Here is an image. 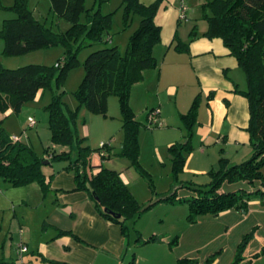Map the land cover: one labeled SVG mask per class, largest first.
I'll return each instance as SVG.
<instances>
[{"label":"trees","instance_id":"16d2710c","mask_svg":"<svg viewBox=\"0 0 264 264\" xmlns=\"http://www.w3.org/2000/svg\"><path fill=\"white\" fill-rule=\"evenodd\" d=\"M161 3L162 0H157L146 5L141 0H123L124 29L129 26L133 14L140 17V24L131 35L126 52L122 54L118 46H107L106 37L112 28V14L103 15L94 8L86 9L85 0H50V11L58 19L70 23L64 32H56L37 20L28 6V0H15L10 9L16 16L5 20L0 31V38L5 43L3 53L20 56L36 50L62 47L63 56L53 65L28 64L18 68L5 67L0 61V113H19L39 90L50 88L52 98L45 109L48 112L51 142L63 149L58 150L55 146L51 149L48 146L44 155H39L31 144L15 139L3 127V119H0V177L5 183L22 186L37 182L46 192L54 173L47 174L45 165L53 166L54 162L66 161L64 168L75 172L74 189L88 191L101 215L120 224L125 236L130 235L131 222L135 228L138 218L155 203L142 205L121 173L115 169L101 166L94 173L87 171L94 149L85 144L86 137L79 135L78 111L67 106L63 100L65 90L61 91L60 88L67 72L78 63L80 51L98 44L105 45L92 52L83 62L85 75L74 95L80 105L105 114L109 95H118L125 133L120 154L129 156L138 167V136L142 122L131 106V90L144 79L146 70L158 64L154 49L161 42L162 27L157 25L155 17ZM206 6L210 10L205 13L208 29L204 37L221 39L246 73L247 87L237 88V92L247 97L249 102L248 131L254 154L238 163L231 162L223 150L219 166L208 172L207 182L182 180L181 187L188 188L192 192L190 195L179 197L176 191L161 198L167 202L187 204V217L191 222H196L201 215H218L232 208L246 210L253 198H264V175L261 172L264 165V0H213L207 2ZM0 8H3L1 0ZM82 14H85V22L81 20ZM174 40H177L174 48L178 51H189L193 41L183 43L177 35ZM214 94L211 91L208 99L213 98ZM155 112V123L159 125L158 107L151 108L146 115L150 118ZM181 116L187 127L185 139L169 145L176 180L195 148L192 140L193 126L198 122V99ZM149 125H153V122ZM108 146V143H104L98 148L101 157L110 156ZM149 183L153 188L151 179ZM244 183L258 186L248 190ZM233 184L239 185L236 188L227 187ZM136 232V242L140 244L167 241L165 236L152 234L143 238L140 231ZM167 242L176 244L178 236ZM242 253L241 244L233 264L241 263ZM134 259L128 264H133ZM214 260V255L205 261L185 256L179 257L177 264H212ZM0 264L6 263L1 260Z\"/></svg>","mask_w":264,"mask_h":264},{"label":"rangeland","instance_id":"374dc122","mask_svg":"<svg viewBox=\"0 0 264 264\" xmlns=\"http://www.w3.org/2000/svg\"><path fill=\"white\" fill-rule=\"evenodd\" d=\"M152 4L157 0H141ZM213 0H162L155 19L163 26L161 42L155 47L154 54L158 64L154 68L145 71L144 79L135 84L131 90L130 103L137 113L141 123L139 132V156L138 167L129 156L121 155L120 149L125 138L122 128V114L119 97L112 93L107 102L106 114L87 109L80 105L74 91L82 82L85 69L83 62L94 51L105 45H95L79 52L78 63L71 68L62 83L61 91L63 100L69 108L78 111L77 130L81 137H86L85 144L94 149L91 157V165L88 166L89 173L96 172L101 166L119 171L121 177L128 184L135 197L142 205L155 203L146 210L136 221L135 228L131 222V240L135 243L137 232L147 238L152 234L165 236L167 241H172L178 236L176 244H163L166 252L174 254L176 264L178 257H191L199 260H207L214 255L212 264H233L238 254L240 245H243V253L240 264H264V198H253L246 210L232 208L218 215H201L196 222L188 219V205L184 203H172L161 200L177 191L179 197L190 195L188 188L181 187V181L192 180L196 183H205L209 180L208 172L199 170L193 157L198 152L195 149L201 146L199 142V127L205 116L210 115L208 96L203 94L199 81L193 72L189 51H178L173 47H165L162 37L177 35L183 43H190L206 38L204 34L208 29L205 19L206 3ZM15 0H1L3 8H0V31L5 20L14 19L15 13L10 9ZM28 6L33 11L37 20L45 23L56 32H64L70 27V23L64 19H58L50 11V0H28ZM86 9L94 8L103 15L112 14V28L110 35L106 37L107 46H118L122 54L127 50L131 35L138 29L140 17L133 14L130 24L124 29V5L123 0H85ZM182 14L185 17H182ZM81 20L85 22V14ZM175 38V36H174ZM111 40V42L109 41ZM189 46V49H190ZM5 43L0 38V61L5 67L18 68L28 64L53 65L63 56L62 47H52L32 51L20 56L5 55ZM168 49V50H167ZM161 71V72H160ZM227 78L236 80L234 92L239 94L237 88L247 87L246 73L237 66L235 69H224ZM175 84L178 93L171 94L168 87ZM159 97L163 102L159 101ZM52 90L41 89L35 98L27 102L19 113L8 111L0 113L3 119V127L19 140L31 144L39 155H44L46 147L55 146L58 150L62 146L51 142L49 130L48 112L45 106L51 101ZM198 99V122L193 126L194 150L188 156L184 171L175 179L172 171V155L169 145L178 140H184L187 127L181 114L187 113L193 101ZM248 100V99H247ZM158 107L159 125L151 121L146 115L147 107ZM66 107V106H65ZM36 120L31 126L29 117ZM153 122V125H149ZM248 131V129H247ZM249 132V131H248ZM108 143L110 156L101 157L98 148ZM213 144V143H212ZM202 147L206 150V156L219 166V159L224 146L214 145ZM230 150V155L235 162H242L253 156L254 150L250 151L248 157H240L236 151ZM205 156V159L207 160ZM245 156V155H243ZM66 161L54 162L53 167ZM208 166V165H207ZM207 168V167H206ZM50 165H45L44 171L49 173ZM264 175V165L261 168ZM152 186H150L149 179ZM258 184V182H257ZM248 190L258 185L244 183ZM242 186V185H241ZM7 187V188H6ZM23 186H12L0 177V258L9 257L26 263L32 258L30 253L24 252L21 257L18 246L22 240L29 237L28 234H40L50 222L49 209L52 207L50 199L46 198L41 203H36L32 194L27 195ZM47 226H49L47 224ZM152 246H147V249ZM143 248H139L142 252ZM146 249V248H145ZM149 254H156L152 248L147 250ZM258 255H257V254ZM9 259V258H8Z\"/></svg>","mask_w":264,"mask_h":264},{"label":"crops","instance_id":"0c3cea01","mask_svg":"<svg viewBox=\"0 0 264 264\" xmlns=\"http://www.w3.org/2000/svg\"><path fill=\"white\" fill-rule=\"evenodd\" d=\"M155 21L163 28L160 22L156 19ZM174 36L170 35L165 39L162 37L165 47L170 48L173 45ZM188 55L202 93L207 97L211 91L215 92L213 98L208 99L210 115L207 114L199 124L201 146L195 149L198 155L196 160L194 155V163L202 171L215 167L216 159L210 162L206 156L207 151L202 149L207 145H223L231 162H235L230 155L231 147L238 156L248 157L253 150L251 136L247 131L250 119L249 102L234 92L236 80L227 78L223 72L224 69L237 68L238 60L231 56L221 39L201 38L193 42ZM168 89L171 94L179 91L175 84L169 85ZM159 101L163 102L161 97ZM151 108L154 107L148 106L146 112ZM53 166L49 173L54 175L46 192H43L37 182L22 185L25 193L34 197V200L29 201L41 203L49 198L52 205L49 209V216L52 217L47 223L49 226L46 224L40 234L33 235L30 232L29 237L21 241L28 246L27 253L32 258L24 263L14 259L11 254L9 257L0 258V261L3 260L6 264H58L56 261L69 264H128L135 258L133 264H176L174 254L166 252L163 247L167 241L140 244L135 240L133 243L131 235L125 236L120 224L101 215L88 191L74 189L76 180L72 169L64 168L63 163ZM238 185L227 187L236 188ZM147 246L152 247L147 249ZM139 248H143V251L140 252ZM152 248L156 251L154 255L147 251Z\"/></svg>","mask_w":264,"mask_h":264},{"label":"built area","instance_id":"2783aa9c","mask_svg":"<svg viewBox=\"0 0 264 264\" xmlns=\"http://www.w3.org/2000/svg\"><path fill=\"white\" fill-rule=\"evenodd\" d=\"M182 17H185L184 14H182ZM157 118H156V112L153 113L151 116H150V120L151 121H155ZM29 122H30V125L33 126L36 124V120L34 119V117H30L29 118ZM15 139H18L16 137H14ZM28 251V246L25 244V243H20L19 246H18V252H19V255L22 257L23 253L24 252H27Z\"/></svg>","mask_w":264,"mask_h":264},{"label":"water","instance_id":"95a60500","mask_svg":"<svg viewBox=\"0 0 264 264\" xmlns=\"http://www.w3.org/2000/svg\"><path fill=\"white\" fill-rule=\"evenodd\" d=\"M45 163L47 164V163H48V161H45Z\"/></svg>","mask_w":264,"mask_h":264}]
</instances>
